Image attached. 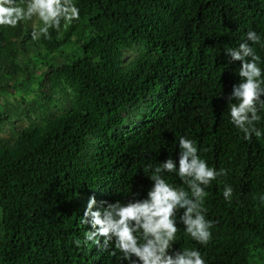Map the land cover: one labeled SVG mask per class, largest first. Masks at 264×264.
Listing matches in <instances>:
<instances>
[{
  "label": "trees",
  "instance_id": "1",
  "mask_svg": "<svg viewBox=\"0 0 264 264\" xmlns=\"http://www.w3.org/2000/svg\"><path fill=\"white\" fill-rule=\"evenodd\" d=\"M73 3L79 20L48 37L32 39L31 19L0 25V90L14 96L0 109V264H128L114 244L84 245L92 229L80 218L93 196V210L146 198L144 169L169 157L178 166L182 136L227 175L205 187L208 243L185 232L181 209L172 250L196 248L205 264H264V110L261 137L245 140L228 109L241 61L224 51L255 30L264 78V0ZM16 115L25 124L12 126ZM165 179L187 190L176 174Z\"/></svg>",
  "mask_w": 264,
  "mask_h": 264
},
{
  "label": "clouds",
  "instance_id": "2",
  "mask_svg": "<svg viewBox=\"0 0 264 264\" xmlns=\"http://www.w3.org/2000/svg\"><path fill=\"white\" fill-rule=\"evenodd\" d=\"M33 16L43 22L38 31L33 27V40L39 39L40 35L48 37L49 29L59 31L62 21L67 28L80 18L73 0H27L26 6H21L17 0H0V25L15 27L18 22L30 20ZM260 42L261 36L255 30H249L238 47L224 50L231 62L241 61L240 82L232 86L228 109L231 122L244 134L245 140H250L253 134L257 138L262 135L256 123L261 119L258 113L264 110V78L259 66L261 57L253 47ZM179 148L178 166L169 157L154 169L151 166L144 169L153 182L146 198L117 200L97 210H93L95 197L89 198L79 221L82 226L90 224L92 229L85 232L84 245L91 242L97 250L109 251L114 244L115 250L122 254L119 258L128 264H205L196 248L172 250L178 232L176 216L182 209L179 220L185 232L206 245L211 238L212 221L205 218V187L218 176H226L227 170L209 167L198 155L191 139L180 137ZM165 173L176 174L187 190L168 183ZM232 194L233 188L226 185L224 198L230 200ZM73 243L82 246L80 239Z\"/></svg>",
  "mask_w": 264,
  "mask_h": 264
},
{
  "label": "rangeland",
  "instance_id": "3",
  "mask_svg": "<svg viewBox=\"0 0 264 264\" xmlns=\"http://www.w3.org/2000/svg\"><path fill=\"white\" fill-rule=\"evenodd\" d=\"M37 16H33L30 23L32 25V28L35 24V20H36ZM132 54V52H127L124 56V58L129 57ZM9 88H7L5 91H1L0 90V109H1V102L3 101L2 98H6L7 103H12L14 102V96L12 95V91L8 90ZM14 91V90H13ZM30 96H28L29 99ZM31 101V100H29ZM51 109L53 111H57V109L55 110L54 107H51ZM26 122V118L22 115H16L11 119V124L12 126L14 125V127L19 126L21 124H25ZM8 134V124L7 123H3L0 122V137H6Z\"/></svg>",
  "mask_w": 264,
  "mask_h": 264
}]
</instances>
